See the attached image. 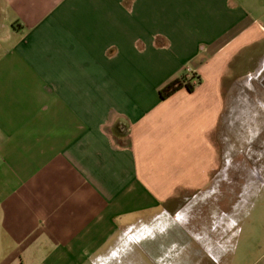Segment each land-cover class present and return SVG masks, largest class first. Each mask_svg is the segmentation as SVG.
<instances>
[{
	"label": "crops",
	"instance_id": "0c3cea01",
	"mask_svg": "<svg viewBox=\"0 0 264 264\" xmlns=\"http://www.w3.org/2000/svg\"><path fill=\"white\" fill-rule=\"evenodd\" d=\"M3 2L0 264H242L264 0ZM178 79L199 83L162 100ZM237 168L257 183L233 208Z\"/></svg>",
	"mask_w": 264,
	"mask_h": 264
},
{
	"label": "rangeland",
	"instance_id": "374dc122",
	"mask_svg": "<svg viewBox=\"0 0 264 264\" xmlns=\"http://www.w3.org/2000/svg\"><path fill=\"white\" fill-rule=\"evenodd\" d=\"M3 0H0V21L2 19L5 21L6 16H1V6L3 5ZM0 39H4V32L1 31L0 32ZM6 43V42H5ZM0 52H1V47H0ZM253 145H256V139H253ZM256 156L257 155H246V154H237V155H233L232 157V161L235 162L236 165L240 164V163H245L248 160L251 161H256ZM250 157V159H248ZM230 155H224V160L225 161H229ZM232 162V163H233ZM224 172V170H222V173ZM243 172H255V170H243L240 168H237L235 170L232 171V177H233V187H229V191L228 192H232V207L236 208L237 207V203H239L241 200L245 199L247 197V195H249V197H251L250 195H252V189H256V181H255V176L251 175L249 176V184H242L241 178L243 177V175L241 174ZM254 179V180H252ZM244 182V181H243ZM253 184V185H252ZM230 195V194H229ZM231 196H228V198H230ZM264 197V196H263ZM262 196L259 197L258 201L256 200V208L250 213V219L248 221H246L247 219L244 217H242V215H240L237 223H236V230L241 232V236H240V240L239 242L241 243V245L246 244L243 246V255H242V264H247V262L249 261L250 263H254V261L257 258V243H260L263 239L264 241V227L260 226L261 223V216H264V199ZM257 198V197H256ZM254 202V201H253ZM255 204V202H254ZM227 208V207H226ZM244 214V213H243ZM223 219V218H222ZM206 220V219H204ZM207 222L209 224H212L213 229L214 226H216L213 221L211 220V218L209 217L207 219ZM218 224V223H216ZM218 226V225H217ZM246 249H245V248ZM239 254H241V250L239 252Z\"/></svg>",
	"mask_w": 264,
	"mask_h": 264
},
{
	"label": "trees",
	"instance_id": "16d2710c",
	"mask_svg": "<svg viewBox=\"0 0 264 264\" xmlns=\"http://www.w3.org/2000/svg\"><path fill=\"white\" fill-rule=\"evenodd\" d=\"M184 88L188 89L190 92H193L195 89L186 79H178L166 85L160 91V96L162 100H167Z\"/></svg>",
	"mask_w": 264,
	"mask_h": 264
},
{
	"label": "built area",
	"instance_id": "2783aa9c",
	"mask_svg": "<svg viewBox=\"0 0 264 264\" xmlns=\"http://www.w3.org/2000/svg\"><path fill=\"white\" fill-rule=\"evenodd\" d=\"M189 74H190L189 77L193 78V72L191 70L189 71ZM198 83H199V81L197 79H194V81L190 84L195 87L196 85H198Z\"/></svg>",
	"mask_w": 264,
	"mask_h": 264
}]
</instances>
